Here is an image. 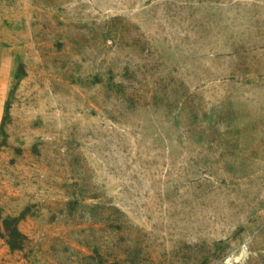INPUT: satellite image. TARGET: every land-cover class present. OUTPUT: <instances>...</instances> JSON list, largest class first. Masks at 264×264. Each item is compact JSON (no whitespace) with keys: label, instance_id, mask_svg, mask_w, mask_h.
<instances>
[{"label":"rangeland","instance_id":"obj_1","mask_svg":"<svg viewBox=\"0 0 264 264\" xmlns=\"http://www.w3.org/2000/svg\"><path fill=\"white\" fill-rule=\"evenodd\" d=\"M0 60V264H264V0H0Z\"/></svg>","mask_w":264,"mask_h":264},{"label":"crops","instance_id":"obj_2","mask_svg":"<svg viewBox=\"0 0 264 264\" xmlns=\"http://www.w3.org/2000/svg\"><path fill=\"white\" fill-rule=\"evenodd\" d=\"M2 63L3 62L1 61L0 63V118H1V111H2V106H3V97L5 96L6 87H7L6 80H8V71H7L8 68L5 64H2Z\"/></svg>","mask_w":264,"mask_h":264},{"label":"trees","instance_id":"obj_3","mask_svg":"<svg viewBox=\"0 0 264 264\" xmlns=\"http://www.w3.org/2000/svg\"><path fill=\"white\" fill-rule=\"evenodd\" d=\"M17 238H18V234H17V232H16V235L15 236H11L9 239V242H8V244H9V246L11 247V248H13V249H18V245L19 244H15V243H18V242H16L17 241ZM15 247H17V248H15Z\"/></svg>","mask_w":264,"mask_h":264}]
</instances>
